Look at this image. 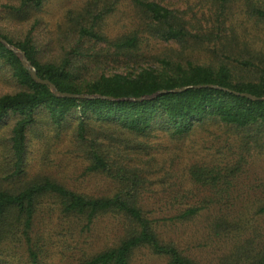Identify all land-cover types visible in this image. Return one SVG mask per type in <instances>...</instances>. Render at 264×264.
I'll list each match as a JSON object with an SVG mask.
<instances>
[{"label": "trees", "instance_id": "1", "mask_svg": "<svg viewBox=\"0 0 264 264\" xmlns=\"http://www.w3.org/2000/svg\"><path fill=\"white\" fill-rule=\"evenodd\" d=\"M45 1L19 0L6 6L7 17L29 21ZM124 1L88 0L69 11L67 33L61 35L68 47L57 59H45L35 44L38 18L22 38L0 29V37L24 51L38 76L59 91L105 97L56 96L0 41V71L18 87L0 95V126L14 117L0 177V251L25 244L30 261L38 264L46 246L35 230L37 214L53 199L65 218L78 220L87 232L99 216L121 220L118 242L79 264H131L139 248L166 257V264H205L159 234L165 225L199 216L210 227L199 247L221 242L228 251L221 264H264V184L255 190L245 183L255 160L264 156V100L241 95L264 98V0H208L211 28L194 32L189 8L173 0H130L140 23L113 38L107 21ZM145 39L178 47L148 55ZM190 43L209 56L202 61ZM116 67L123 70L109 72ZM183 87L188 88L172 92ZM43 127L41 138L48 132L50 138L69 136L72 151L84 160V174L112 180L115 191L92 196L49 175L29 178V144ZM199 134L210 141L199 145L205 154L185 167V178L156 175L166 164L181 163L176 155L157 158L158 137L182 142ZM153 198L163 218L147 205Z\"/></svg>", "mask_w": 264, "mask_h": 264}, {"label": "rangeland", "instance_id": "2", "mask_svg": "<svg viewBox=\"0 0 264 264\" xmlns=\"http://www.w3.org/2000/svg\"><path fill=\"white\" fill-rule=\"evenodd\" d=\"M19 0H0V29L6 34L22 38L27 31L35 24V18L39 19V23L35 27V44L45 59H57L63 53V48H67V44L62 43V34L67 33V13L71 10H80L88 0H46L42 11L32 17L29 21H13L7 17L8 5H18ZM166 2H170L167 0ZM208 0H173L176 7L182 10H188V17L192 20L194 28L205 31L211 28L206 23L209 8ZM117 11L107 21V33L115 38L125 32L130 31L136 25L138 26L142 16L134 9L130 0L124 1L119 5ZM201 24L202 26H200ZM264 30V27H262ZM229 32L226 27L225 33ZM261 42V41H260ZM160 40L145 39L142 44L143 52L156 54L163 52L167 48L178 47ZM193 48L195 54L203 58L209 56L204 48L201 52L194 43H190L189 47ZM144 66V61L141 63ZM122 71L121 68L113 70ZM9 76L0 71V95L10 93L18 89L17 85L9 80ZM14 119V117H9ZM0 126V177L3 170L4 148L6 144V136L11 128V119ZM44 127L38 132H34V136L30 142L28 152L27 169L28 177L31 179L39 178L43 175H49L61 182L69 188L92 196L110 195L116 189V184L101 175L84 174L85 163L81 157H77L72 151V141L69 136L61 139L47 137L41 138ZM215 131V130H213ZM215 132H219L218 130ZM40 134V135H39ZM209 142L210 138L199 134L192 139L182 142L171 140L168 136L161 135L155 140L154 151L157 158H168L174 156L180 158V164L177 166H169L166 164V170L161 169L156 175H162L165 179L170 176L177 178H185V167L195 159L199 160L204 156V152L199 149V145L203 142ZM159 144V147L157 146ZM206 152V151H205ZM245 183L251 189H257L264 184V156L258 157L251 166ZM155 175V176H156ZM258 185V186H256ZM245 187V186H244ZM161 190L160 186H156ZM164 194L157 195V197ZM200 198V197H199ZM155 198L148 200L147 205L155 209L154 216H164L160 213V205H154ZM144 204V201H143ZM146 205V206H147ZM162 224H165L162 222ZM208 220L203 216L195 218L186 224L178 223L177 226L165 225L159 230L160 236L165 240H172L182 249L189 251L194 258L201 260L205 264H221L225 252L221 242L216 243L209 240L210 246L213 248H200L199 245L203 240L209 237L210 227ZM172 227V228H171ZM36 233L41 238L40 244L46 246L45 255L40 257L38 264H79L83 258L98 253L108 247L115 245L122 236V223L119 218L113 215L99 216L92 225L91 231L87 232L83 225L74 218H65L59 206L53 199H47L39 208L36 220ZM167 258L154 255L149 249L139 248L132 257L131 264H166ZM0 264H33L28 256L25 244L5 245L3 251H0Z\"/></svg>", "mask_w": 264, "mask_h": 264}, {"label": "water", "instance_id": "3", "mask_svg": "<svg viewBox=\"0 0 264 264\" xmlns=\"http://www.w3.org/2000/svg\"><path fill=\"white\" fill-rule=\"evenodd\" d=\"M0 41L11 51H13L21 60V63L23 65L24 68H26L28 70V72L30 73L31 77L33 78V80L39 84L42 85H46L48 87H50V89L52 90V92L58 96V97H62V98H73V99H97V98H105L101 95H88V94H72V93H67V92H61L58 90V88L56 87L55 84H53L51 81L49 80H44L42 78H40L38 76L37 73V69L36 67L32 64V62L28 59V57L26 56V53L22 50H20L19 48L13 46L12 44H10L9 42H7L6 40H4L2 37H0ZM209 87H213L212 85H208ZM199 87V86H196ZM217 87V86H215ZM188 87H183L180 89H174L172 90V92H180L183 91L185 89H187ZM167 91H160L158 92V94L161 93H166ZM242 96L254 99V100H264V98H259L256 96H253L251 94H241ZM142 99V98H140Z\"/></svg>", "mask_w": 264, "mask_h": 264}]
</instances>
